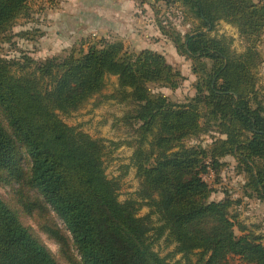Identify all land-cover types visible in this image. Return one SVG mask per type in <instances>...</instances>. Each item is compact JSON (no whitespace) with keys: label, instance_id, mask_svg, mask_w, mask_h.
Instances as JSON below:
<instances>
[{"label":"trees","instance_id":"obj_1","mask_svg":"<svg viewBox=\"0 0 264 264\" xmlns=\"http://www.w3.org/2000/svg\"><path fill=\"white\" fill-rule=\"evenodd\" d=\"M136 1L179 3L197 20L184 36L158 23L192 60L195 95L175 102L152 92L150 83L177 88L181 70L162 52L130 51L121 40L95 41L86 51L73 48L43 60L0 53V182L13 185L24 211L40 217L70 264H170L154 248L162 238L175 244L172 253L182 254L186 264H229L236 256L264 264V234L231 214L238 201L211 199L214 190L205 178L232 156L245 178L244 195L264 201V0ZM30 3L0 0V39L12 40L9 32L29 15ZM221 20L238 29L242 51L232 36L212 33ZM107 75L119 80L109 97L128 106L122 119L130 138L121 143L134 148L131 165L140 180L136 197L125 201L119 199L120 179L106 171V140L60 115L101 92ZM203 134H212L208 146L185 143ZM139 203L148 214L139 215ZM49 209L71 239L49 220ZM0 264H61L1 195Z\"/></svg>","mask_w":264,"mask_h":264},{"label":"rangeland","instance_id":"obj_2","mask_svg":"<svg viewBox=\"0 0 264 264\" xmlns=\"http://www.w3.org/2000/svg\"><path fill=\"white\" fill-rule=\"evenodd\" d=\"M79 1H82V3H75ZM84 1L31 0V12L29 15L18 18L9 32V37L12 40L6 41V38L0 39V53L7 58H20L22 55L27 54L37 60H43L55 55L65 56L73 48L86 51L95 41L121 40L125 48L130 51H139L147 47L158 50L166 56L171 64L181 70L184 78L177 88L150 83L148 87L152 92L161 93L175 102H185L195 95L197 75L193 72L192 60L178 52L171 38L161 33L158 25L162 21L168 28L180 32L182 36L193 30L196 27L197 20L192 18L181 4L155 2L153 5L152 3H141L139 1H134V3H128V0L112 1L110 8L105 10L110 17H116L115 20H117L120 26L106 34L101 32L90 33V31L83 33L80 30L85 28L83 24L80 29L78 28L76 30L78 32L76 35L72 33L69 36L67 32L71 28L67 30L60 29L64 34H68L65 37L57 32L58 28L52 25L53 23H48V20L44 19L46 10L54 14L56 6L64 4V9L67 12L70 10V13L75 15L76 18H72L76 20L73 27H77L78 21H80L79 16H81V13L77 10L81 6H84L83 3L87 2ZM114 10L117 13H114ZM112 12L113 14H110ZM20 32L29 33L27 35H19ZM40 32H43L44 35L38 36ZM212 33L214 35L226 34L232 36L234 38L233 47L238 52L244 49V43L239 37L238 29L235 26L221 20L216 24V28ZM32 37L34 39H30ZM259 47L264 56V37ZM260 72L261 79L259 86H261L264 95V63L260 68ZM118 88V77L115 75H107L104 88L101 92L91 99H88L86 103L71 113L60 115L68 125L75 127L77 130L86 132L95 138H103L106 140L108 146L105 156L106 171L110 177L120 179L121 189L119 199L120 201H125L129 198L136 197L135 193L140 186V180L136 175V168L131 165V156L134 148L126 143H121L130 138L124 119H122L125 116L128 106L126 102H122L118 98L109 97ZM6 127L10 129L7 124ZM212 141V134H203L197 138L187 139L185 143L187 145L200 144L208 146ZM114 142L121 144L116 146ZM225 160L228 164L219 173L211 171L205 175L206 180L214 190L211 199L219 200L229 196L233 200L238 201L239 203L235 202L231 206V214L237 215V218L253 232L264 234V201L244 195V175L238 174L235 169L236 161L232 156L226 157ZM0 195L18 210L22 222L40 237L61 264H70L62 254L59 242L42 228L40 217L33 216L24 211L23 207L19 204V196L15 193L13 185L0 182ZM138 206H140V216L149 213L150 208L148 206L140 205V203ZM153 218L156 220V216H153ZM49 220L54 222L71 239V234L65 223L51 209H49ZM236 230L239 234L238 229ZM154 248L162 256H167L170 264H186L182 254L172 253L175 249V244L168 243L164 238L157 241ZM70 249L72 252H75L71 240ZM191 259L195 263L198 260V256L192 255ZM229 264L247 263L236 256L230 258Z\"/></svg>","mask_w":264,"mask_h":264},{"label":"crops","instance_id":"obj_3","mask_svg":"<svg viewBox=\"0 0 264 264\" xmlns=\"http://www.w3.org/2000/svg\"><path fill=\"white\" fill-rule=\"evenodd\" d=\"M85 1H84L85 3H83L84 6L80 7L78 5V7L80 8H78L77 11L81 13L80 14L81 16H79L80 21H78L77 27H73V24L74 22H76V20H73L72 18L73 17L76 18L75 15L73 13H70L69 9H68L69 12H67L64 9V4H62L61 6L57 5L54 14H51L46 10L44 13L46 14L45 15L46 18L44 16V19L48 20V23H53L52 25H55V27L58 28L57 32L64 35L65 37H67L68 34L70 36L72 33L75 35L78 34L76 30L78 28L80 29V27L83 26V24L85 25V28L80 29L82 30L83 33L85 31H90V33L101 32L106 34L112 32L114 28H119L120 24L117 22V20H115L116 17H110V15H108V13L106 12V10H108L107 8H110L111 6V2L116 0H85ZM134 1L136 2V0H128V3L130 2L134 3ZM63 3L65 2L63 1ZM75 3H82V1ZM85 8L89 10H86ZM114 11H115L114 13H117L116 10ZM110 14H113V12ZM47 15L49 16L47 17ZM69 28L71 29L67 32L68 33L67 35L64 34V32L60 31V29L67 30Z\"/></svg>","mask_w":264,"mask_h":264}]
</instances>
